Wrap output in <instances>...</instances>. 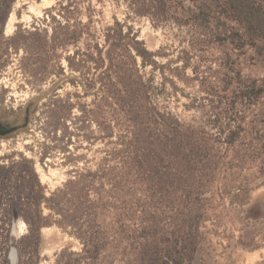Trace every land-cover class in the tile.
<instances>
[{
    "label": "trees",
    "instance_id": "obj_1",
    "mask_svg": "<svg viewBox=\"0 0 264 264\" xmlns=\"http://www.w3.org/2000/svg\"><path fill=\"white\" fill-rule=\"evenodd\" d=\"M123 1L127 17L172 24L192 43L264 52V0ZM69 2L50 15V35L41 17L9 38L37 81L47 60L56 76L65 66L76 74L74 90L54 92L41 112L52 144L38 161L46 165L53 151L66 178L49 189L25 155L0 163L7 229L16 219L26 227L22 264L39 263L42 229L53 224L80 245L60 249L55 264H192L206 224L234 216L264 177V77L227 75L183 104L197 112L185 118L170 104L177 80L189 79L188 61L163 62L166 51L150 50L126 20L98 26L92 9L83 20Z\"/></svg>",
    "mask_w": 264,
    "mask_h": 264
},
{
    "label": "rangeland",
    "instance_id": "obj_2",
    "mask_svg": "<svg viewBox=\"0 0 264 264\" xmlns=\"http://www.w3.org/2000/svg\"><path fill=\"white\" fill-rule=\"evenodd\" d=\"M41 0H34L39 4ZM70 0H48L38 5L36 12L23 18L26 3L18 0H0V122L13 125V133L0 137V163L8 164L20 158V154L34 161L39 173L44 172L45 179L41 181L49 189L58 186L65 178V168L59 165L56 154L47 157V164L38 161V152L43 146L52 143L46 138L41 126L42 104L54 92L64 95L73 91L69 80L76 76L66 68L63 74L56 76L54 61L47 60L46 76L39 82L33 76V71L24 66V50L22 46L10 44L9 38L18 28H32L39 18H46V29L51 32L50 15L58 13V2L67 7ZM77 1L83 20L92 9L98 26L111 22L113 17L120 21L126 20L133 26L150 50L164 49L167 55L159 57L165 62L173 59L174 65L188 61L186 81L177 80V96L172 98L171 107L181 116L190 118L196 116L193 109L185 110L183 104L204 94V90L213 84H223L222 79L239 71L249 78L264 77V52L254 47L235 49L229 43H192L188 32L172 24L154 26L147 17H127V7L123 0H74ZM91 13V12H90ZM14 14L15 21L11 29L7 28V20ZM28 14V13H25ZM66 11H64L65 15ZM67 15V14H66ZM62 17L61 19H63ZM232 25H234L232 23ZM191 39V40H190ZM65 55V53H63ZM34 67V66H32ZM148 69V68H147ZM90 98L88 97L87 100ZM26 140V141H25ZM264 177L256 180L250 202L238 209V212L223 221L218 226L207 223L205 236L201 242L192 264H258L264 260ZM5 214L0 211V247L5 241L7 228ZM15 221V220H14ZM12 220L7 233V243L19 251L20 236L26 232V227H19V219ZM14 224V226H13ZM14 227V230H13ZM38 264H55L56 253L65 246L78 250L80 245L76 239L69 236L60 227L53 224L42 229ZM20 252V251H19ZM17 264V263H15Z\"/></svg>",
    "mask_w": 264,
    "mask_h": 264
},
{
    "label": "flooded vegetation",
    "instance_id": "obj_3",
    "mask_svg": "<svg viewBox=\"0 0 264 264\" xmlns=\"http://www.w3.org/2000/svg\"><path fill=\"white\" fill-rule=\"evenodd\" d=\"M8 125H5L0 122V129L7 128ZM7 226V224H6ZM7 233L8 229H5V241L2 242L0 247V264H22L21 254L13 246H9L7 243Z\"/></svg>",
    "mask_w": 264,
    "mask_h": 264
},
{
    "label": "bare ground",
    "instance_id": "obj_4",
    "mask_svg": "<svg viewBox=\"0 0 264 264\" xmlns=\"http://www.w3.org/2000/svg\"><path fill=\"white\" fill-rule=\"evenodd\" d=\"M18 1H19L18 3L25 2L27 4L26 9L23 10L24 14L22 16H23V18H28V17H30L29 14L36 12V10L38 9V5H40L41 3L47 2L48 0H41L39 4H36L34 2V0H18ZM25 13H28V14H25ZM14 21H15V16H14V14H11L7 20V24H6L7 28L11 29ZM40 176L42 179L46 178V175L44 172H41ZM24 226H25V223L23 221L19 220V227L22 228Z\"/></svg>",
    "mask_w": 264,
    "mask_h": 264
},
{
    "label": "water",
    "instance_id": "obj_5",
    "mask_svg": "<svg viewBox=\"0 0 264 264\" xmlns=\"http://www.w3.org/2000/svg\"><path fill=\"white\" fill-rule=\"evenodd\" d=\"M8 127H13V125H8ZM14 131V130H13ZM13 131H11V132H9V133H7V134H3V135H1L0 134V137H5L6 135H9V134H11V133H13ZM16 222V220L14 221V223ZM13 226H14V224H13ZM13 230H14V227H13Z\"/></svg>",
    "mask_w": 264,
    "mask_h": 264
}]
</instances>
